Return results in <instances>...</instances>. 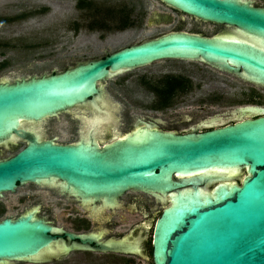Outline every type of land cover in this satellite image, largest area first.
I'll return each mask as SVG.
<instances>
[{
    "label": "water",
    "instance_id": "water-1",
    "mask_svg": "<svg viewBox=\"0 0 264 264\" xmlns=\"http://www.w3.org/2000/svg\"><path fill=\"white\" fill-rule=\"evenodd\" d=\"M161 1L264 42V7L251 0ZM238 36L170 32L61 72L1 80L0 146L26 144L0 158V196L18 185L54 181L111 205L126 190L172 193L154 226V264H264V108H240L252 119L194 137L103 149L57 145L32 127L76 107L101 110L103 81L160 60L202 61L264 87V49ZM50 231L34 213L1 220L0 260L36 255L51 242Z\"/></svg>",
    "mask_w": 264,
    "mask_h": 264
},
{
    "label": "flooded vegetation",
    "instance_id": "flooded-vegetation-1",
    "mask_svg": "<svg viewBox=\"0 0 264 264\" xmlns=\"http://www.w3.org/2000/svg\"><path fill=\"white\" fill-rule=\"evenodd\" d=\"M76 1L78 9L85 10L84 17L101 20L84 28L88 33L97 34V40H106V36L113 32L134 30L141 25L150 27L172 23L176 17L180 25L189 19L193 28L172 32L208 38L239 35L233 34V28L196 19L161 0L158 1L166 10L158 9L153 2L148 9L143 7L142 12H137L136 7L127 2L101 5L91 11V1ZM7 2L0 0V31L26 20L23 12L11 15ZM253 5L257 6L255 2ZM205 24L214 28L211 34L202 30ZM79 30L74 27L72 31ZM242 36L238 38L259 45ZM161 61L189 63H156ZM78 62L81 61L67 63L65 70ZM156 62L124 69L103 81L104 105L99 101L101 110L90 104L76 107L61 114L68 117L69 125L50 126L44 122L32 126L34 131L41 140H53L57 145L103 149L114 144H145L148 139L156 137H194L252 119L241 114L240 108H264L263 86L244 81L202 61L171 59ZM215 71L232 78L215 76ZM241 83L247 86L243 87ZM112 91L118 98L116 105L112 103ZM48 133H52L49 138L46 137ZM20 144L24 147L26 142L18 139L9 149L0 146V158L4 152L15 151ZM64 186L60 181L18 185L15 192L7 194H18L15 206L24 205L28 200L31 205L24 206L13 217L6 214L11 202L4 197L5 193L0 196V221L34 213L49 224L52 237L48 246L36 255L3 259L0 264H154V226L170 206L174 194L126 190L111 205L103 198H85L68 192Z\"/></svg>",
    "mask_w": 264,
    "mask_h": 264
},
{
    "label": "rangeland",
    "instance_id": "rangeland-1",
    "mask_svg": "<svg viewBox=\"0 0 264 264\" xmlns=\"http://www.w3.org/2000/svg\"><path fill=\"white\" fill-rule=\"evenodd\" d=\"M9 12L15 15L18 12L26 14V20L13 24L6 29H1L0 33V81L10 80L32 75L40 76L49 74L52 71L61 72L65 70L67 63L75 61H86L100 57L105 53H111L130 44L142 42L155 38L177 29L189 31L193 28V23L185 19V23H179L178 18H174L172 23L158 26H139L134 30L113 32L106 36V40H97V34L88 33L84 28L94 21L84 17L85 10H79L76 0H7ZM92 8L101 5H118L120 3H130L136 7L137 12H142L143 7L148 9L151 3H155L160 10H166L158 0H89ZM255 5L264 7V0H253ZM95 11V10H94ZM148 11V10H147ZM80 28L79 31L72 30ZM205 33L211 34L214 28L205 24L202 28ZM156 63H189L181 61H161ZM218 77H229L223 73L213 72ZM108 84L111 81L107 82ZM243 87L247 85L241 83ZM114 97L113 91L111 92ZM264 96V95H263ZM118 98L114 97L113 105H116ZM46 125H69L66 115H60L59 119H49ZM52 133L46 135L51 137ZM23 144L17 145L16 150ZM4 152L2 158L14 154ZM22 191V190H21ZM4 197L11 202L10 209L6 214L16 216L22 211L24 206L31 205L27 201L24 205L15 206L17 195L4 194ZM159 213H157L158 215ZM149 237L152 229L148 230Z\"/></svg>",
    "mask_w": 264,
    "mask_h": 264
},
{
    "label": "bare ground",
    "instance_id": "bare-ground-1",
    "mask_svg": "<svg viewBox=\"0 0 264 264\" xmlns=\"http://www.w3.org/2000/svg\"><path fill=\"white\" fill-rule=\"evenodd\" d=\"M253 41L257 44H259L264 49V42L258 39H253Z\"/></svg>",
    "mask_w": 264,
    "mask_h": 264
}]
</instances>
